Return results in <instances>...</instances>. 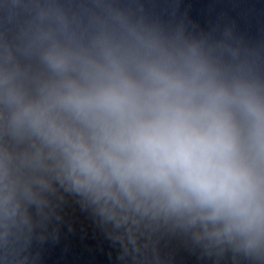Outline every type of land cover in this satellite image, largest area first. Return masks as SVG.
I'll list each match as a JSON object with an SVG mask.
<instances>
[{"label": "water", "instance_id": "water-1", "mask_svg": "<svg viewBox=\"0 0 264 264\" xmlns=\"http://www.w3.org/2000/svg\"><path fill=\"white\" fill-rule=\"evenodd\" d=\"M0 264H264V0H0Z\"/></svg>", "mask_w": 264, "mask_h": 264}]
</instances>
